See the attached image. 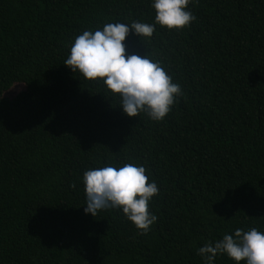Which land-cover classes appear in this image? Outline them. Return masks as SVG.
Here are the masks:
<instances>
[{"label": "trees", "instance_id": "16d2710c", "mask_svg": "<svg viewBox=\"0 0 264 264\" xmlns=\"http://www.w3.org/2000/svg\"><path fill=\"white\" fill-rule=\"evenodd\" d=\"M150 3L0 0V264H203V244L264 233V0H191L196 19L179 30H130L125 55L159 61L181 87L160 121L127 116L63 64L83 30L152 24ZM125 163L159 189L144 234L119 208L83 210L84 171Z\"/></svg>", "mask_w": 264, "mask_h": 264}, {"label": "clouds", "instance_id": "9594fccd", "mask_svg": "<svg viewBox=\"0 0 264 264\" xmlns=\"http://www.w3.org/2000/svg\"><path fill=\"white\" fill-rule=\"evenodd\" d=\"M191 0H151L155 10L152 24L132 21L106 23L102 28L83 30L72 43L63 64L85 79H99L112 94H118L122 112L129 117L144 112L153 121L162 120L182 95L178 83L172 82L160 62L148 55H125L126 36L130 30L140 38H150L154 25L171 30L187 26L196 17L187 10ZM85 214L93 217L99 210L119 208L140 230H149L156 216L148 204L158 194L154 180L148 181L143 165L125 163L84 171L82 176ZM203 264H214L217 254H225L235 264H264V233L256 228L236 229L232 234L205 243L197 249Z\"/></svg>", "mask_w": 264, "mask_h": 264}, {"label": "rangeland", "instance_id": "374dc122", "mask_svg": "<svg viewBox=\"0 0 264 264\" xmlns=\"http://www.w3.org/2000/svg\"><path fill=\"white\" fill-rule=\"evenodd\" d=\"M22 89H24V84L21 82H16L12 84L11 87L3 93V95L7 97H12L15 93H17L18 91Z\"/></svg>", "mask_w": 264, "mask_h": 264}]
</instances>
